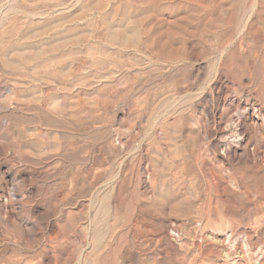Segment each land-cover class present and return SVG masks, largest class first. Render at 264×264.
<instances>
[{"label":"rangeland","instance_id":"obj_1","mask_svg":"<svg viewBox=\"0 0 264 264\" xmlns=\"http://www.w3.org/2000/svg\"><path fill=\"white\" fill-rule=\"evenodd\" d=\"M0 264H264V0H0Z\"/></svg>","mask_w":264,"mask_h":264}]
</instances>
